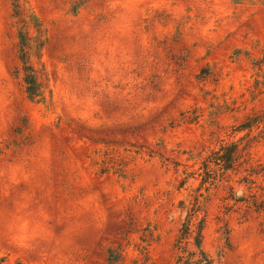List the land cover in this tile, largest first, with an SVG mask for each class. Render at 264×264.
<instances>
[{
  "label": "rangeland",
  "instance_id": "obj_1",
  "mask_svg": "<svg viewBox=\"0 0 264 264\" xmlns=\"http://www.w3.org/2000/svg\"><path fill=\"white\" fill-rule=\"evenodd\" d=\"M24 20L41 100L23 82ZM263 50L264 0H0V264H173L195 195L215 263L264 264V212L230 201L250 194L246 166L201 185L264 109ZM249 153L264 187V138Z\"/></svg>",
  "mask_w": 264,
  "mask_h": 264
},
{
  "label": "trees",
  "instance_id": "obj_2",
  "mask_svg": "<svg viewBox=\"0 0 264 264\" xmlns=\"http://www.w3.org/2000/svg\"><path fill=\"white\" fill-rule=\"evenodd\" d=\"M30 23L40 25L38 19L31 15ZM30 23L22 21L23 27L19 32V61L22 65L23 82L29 99L41 100L43 96L42 83L39 80V72L35 69L31 54L32 49H38V36L33 37L29 34ZM37 29L36 32H40ZM257 70L254 94L257 96L264 94V50L262 58L257 59L254 63ZM240 132L247 131L246 136L238 142H232L223 146L219 151L213 152L208 160L204 162L201 182L210 192L213 188L222 183H230V173L246 166L245 172L248 173L240 184H245L250 194L243 195L240 198L233 196L230 201L242 203L247 208V212L254 210L258 213L264 212V187L256 185L253 176H259L261 171H257L252 165V158L249 153L253 141L264 138V109L249 116L246 121L239 127ZM254 131H258L256 136ZM245 142V143H244ZM115 166V160L110 159L103 162L101 173L110 171V167ZM184 183V182H183ZM260 188L262 194L252 193L253 188ZM231 190L234 188L231 186ZM203 195H195L189 203L181 201L183 211L186 210V217L180 229V236L176 242V257L173 264H216L215 259L206 251L204 246V230L206 225L207 214L205 211L206 200ZM113 257V255H112Z\"/></svg>",
  "mask_w": 264,
  "mask_h": 264
}]
</instances>
